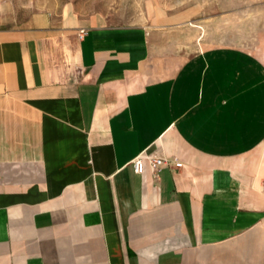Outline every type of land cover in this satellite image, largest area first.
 I'll return each instance as SVG.
<instances>
[{"label": "crops", "instance_id": "1", "mask_svg": "<svg viewBox=\"0 0 264 264\" xmlns=\"http://www.w3.org/2000/svg\"><path fill=\"white\" fill-rule=\"evenodd\" d=\"M198 38L2 15L0 264H264V43Z\"/></svg>", "mask_w": 264, "mask_h": 264}, {"label": "rangeland", "instance_id": "2", "mask_svg": "<svg viewBox=\"0 0 264 264\" xmlns=\"http://www.w3.org/2000/svg\"><path fill=\"white\" fill-rule=\"evenodd\" d=\"M36 13L83 24L165 26L181 48L200 35L209 44L256 50L264 43V0H0V18L20 22Z\"/></svg>", "mask_w": 264, "mask_h": 264}, {"label": "built area", "instance_id": "3", "mask_svg": "<svg viewBox=\"0 0 264 264\" xmlns=\"http://www.w3.org/2000/svg\"><path fill=\"white\" fill-rule=\"evenodd\" d=\"M88 33V28H80L78 31L79 38H83ZM170 164V160L164 156L142 152L134 160V170L137 173L144 174L149 167L155 176L159 175V171L163 166ZM176 166H182V162H177Z\"/></svg>", "mask_w": 264, "mask_h": 264}]
</instances>
